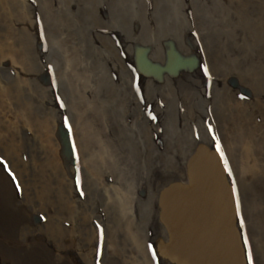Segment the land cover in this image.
Returning <instances> with one entry per match:
<instances>
[{
	"label": "rangeland",
	"instance_id": "374dc122",
	"mask_svg": "<svg viewBox=\"0 0 264 264\" xmlns=\"http://www.w3.org/2000/svg\"><path fill=\"white\" fill-rule=\"evenodd\" d=\"M207 31L220 69L206 55ZM152 46L163 60L174 49L196 62L182 77L152 75L139 64ZM74 74L78 104L66 88ZM73 117L89 133L99 128L114 169L77 164ZM51 138L56 156L46 147ZM198 140L223 160L245 264L249 253L264 264V0H0V174L30 215L21 230L27 241L36 231L50 251L66 243L85 251L90 241L106 249L103 233L120 224V210L105 201L126 171L140 192L131 225L156 264L163 247L153 240L149 197ZM254 200L261 204L253 210L245 202Z\"/></svg>",
	"mask_w": 264,
	"mask_h": 264
},
{
	"label": "bare ground",
	"instance_id": "6f19581e",
	"mask_svg": "<svg viewBox=\"0 0 264 264\" xmlns=\"http://www.w3.org/2000/svg\"><path fill=\"white\" fill-rule=\"evenodd\" d=\"M159 20L160 25L163 24L161 27L162 32L169 29L166 26L165 16L163 14L159 16ZM204 28L205 27L203 26L201 27L202 30H205ZM204 39L208 43L206 55L210 63L212 65L214 63L219 65L217 66L219 69L222 68L223 66H221V62H219V59L215 56V52H213L215 51L216 46L214 38L207 31ZM148 57L152 63L156 62V64H163V54L159 47L152 46V51L149 52ZM177 72L178 73L176 75L179 77L184 76V74H189L184 69H180ZM71 76L69 77V84L66 85L67 93L73 99H78L77 104L80 102L82 103V97H79L80 94L78 95L73 88V81L78 79L76 78L77 75L74 74L72 77ZM208 78L210 79V76ZM84 102H87V100H84ZM87 104H89V102H87ZM71 126L72 127L70 129L76 144L78 154L77 164L79 166L81 164L82 167L87 168L89 172H96L101 169H114L116 167L117 164L115 162L114 152L108 141L99 133V128L96 127L97 125L95 126L96 131L89 133L86 130L85 125L73 117ZM240 141L241 140H239V143ZM46 145L48 149L50 148L49 153L52 150L56 156V151L59 150V144L51 138L46 141ZM228 146L229 150H233L234 145L228 144ZM200 150L208 151L212 156H216V153L213 151V146L208 142L204 140L194 142V145L188 149L181 160V165L175 169L170 178L160 183L149 197L148 202H152V209L149 210L150 213H153L152 218L155 219L154 221L157 227V235L153 237V240L156 242V247H158V245L163 246L167 240L168 230L167 226L164 225L162 221L161 212L164 202L169 197V194H172L175 190L178 191L179 189H183L189 194L191 193L190 196H188V199L200 209L201 206L198 199L200 201L209 202L211 205L216 202V190L213 189V186L211 190L209 188V190L206 191L203 187L204 185L199 186L198 183H195L194 185L193 177L188 172L189 162ZM59 170L62 171V168ZM221 172L223 180H226V174L223 171ZM215 175L218 177V172H216ZM215 175L212 177L214 184L217 183ZM120 177V185L114 187L111 195L105 201L106 205L109 206V208H112L111 210H114V208H118L120 210V224L118 225L117 219L116 222H114L112 226L110 225L107 229H105V232L103 233V244L106 249L102 248L98 252L94 247V243L90 246V241L86 243L88 248L85 251L72 249L70 247L71 243H66V246L62 248L60 252H57L48 250L46 248V244L42 241H37L41 239L42 234L40 232H31L33 235L37 233V237H34L33 240L27 241L25 239L21 230L22 226H25L29 220L31 221L30 215L28 216L23 208L19 206L15 200H13L16 196V192L13 190L15 188L11 186L9 178L4 173H1L0 264H154L150 257L148 248L146 247V239H144V236L136 231L133 225H131L133 221L130 219L128 214L130 209L129 205L133 199L137 201L139 200V198L136 197V194L140 192L137 190L138 187L131 186V177L128 172L125 171L123 174H120ZM243 187L246 189L244 185ZM198 191H202L205 195L198 197ZM40 196L41 197L38 198H44L42 196V191L40 192ZM245 203L246 206L253 210L256 206L261 204L257 200ZM176 204L180 203L177 201ZM179 206L183 217H186L187 214L193 215L194 209L192 205H189V203L182 201ZM189 219H193V217ZM180 221L181 220L179 219V223H173V225L169 227V231L174 229L176 225L179 226ZM212 223L219 226V231L213 234L212 239V249L215 250L213 253H210V255H205V257H203V255L195 257L197 264H235L232 263L230 256L224 258L228 250V245L231 244V241H233L230 236L228 238L225 234L230 226H225L223 221L222 223L224 226L217 220ZM183 232L184 230L180 233L183 235ZM210 232L211 230H209L208 233ZM216 233L220 234L222 239L220 243H218L219 235ZM56 235L61 236L57 228ZM96 237L97 233L95 230L93 240H96ZM189 237H192V235H189ZM108 247L110 250H108ZM156 252L158 253L157 255H159L155 257L156 264H186L178 263L173 260L170 252L168 253L169 258L164 253L161 254L158 249ZM84 254L87 258L91 256V261L85 262L83 257ZM192 256L193 255H191V257Z\"/></svg>",
	"mask_w": 264,
	"mask_h": 264
},
{
	"label": "water",
	"instance_id": "95a60500",
	"mask_svg": "<svg viewBox=\"0 0 264 264\" xmlns=\"http://www.w3.org/2000/svg\"><path fill=\"white\" fill-rule=\"evenodd\" d=\"M194 64L193 59L184 61L173 52L167 58L166 65L158 69L171 73L176 70L185 69L187 65V67H191V65ZM142 65L149 71H158L155 66L145 62ZM221 171L216 156H212L208 151L200 150L189 162L188 172L193 177L194 185L195 183H198L199 186L204 185L203 187L206 191L209 190V188L211 190L213 186V189L216 190V202L211 205L209 202L200 201L198 199L201 206L200 209L188 199L191 193L189 194L183 189H179L178 191L175 190L172 194H169V197L164 202L163 221L168 230L173 223H179V219L181 220L179 226L176 225L174 229L168 231V251L175 260L186 264H197L195 257H200L202 255L205 257V255L213 253L215 250L212 249L213 234L219 231V226L212 222L217 220L220 223L223 221L225 226H230L225 234L226 237L229 238L230 236L233 240L231 244L228 245V250L224 258L230 256L232 263L243 264L239 236L234 227L232 203ZM216 172H218V177L215 175ZM213 175L217 178V183L215 184L212 180ZM202 195H205V193L198 191V197ZM177 201L180 204L184 201L192 205L194 209L193 215L187 214L186 217H183L179 206L180 204H176ZM191 217H193V219H189ZM183 230L184 232L182 235L180 232ZM209 230H211L210 233H208ZM216 234L219 235L218 243H220V241H222L220 234ZM189 235H192V237H189ZM191 255L194 257H191Z\"/></svg>",
	"mask_w": 264,
	"mask_h": 264
},
{
	"label": "snow or ice",
	"instance_id": "6c2138e0",
	"mask_svg": "<svg viewBox=\"0 0 264 264\" xmlns=\"http://www.w3.org/2000/svg\"><path fill=\"white\" fill-rule=\"evenodd\" d=\"M218 149H219V145H217ZM221 155H223V153H221ZM247 242V241H246ZM149 248H151V245H149ZM249 264H252V258H251V254L249 253Z\"/></svg>",
	"mask_w": 264,
	"mask_h": 264
}]
</instances>
